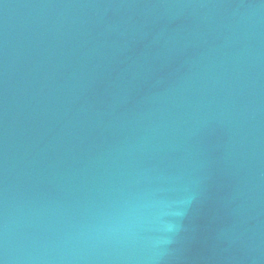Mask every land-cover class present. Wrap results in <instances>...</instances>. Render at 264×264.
Instances as JSON below:
<instances>
[{
	"label": "water",
	"instance_id": "95a60500",
	"mask_svg": "<svg viewBox=\"0 0 264 264\" xmlns=\"http://www.w3.org/2000/svg\"><path fill=\"white\" fill-rule=\"evenodd\" d=\"M0 264H264V0H0Z\"/></svg>",
	"mask_w": 264,
	"mask_h": 264
}]
</instances>
